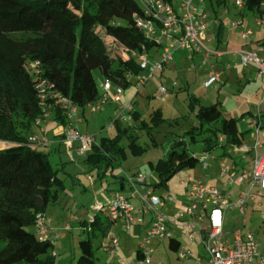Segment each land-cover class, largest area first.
<instances>
[{"label": "trees", "instance_id": "trees-1", "mask_svg": "<svg viewBox=\"0 0 264 264\" xmlns=\"http://www.w3.org/2000/svg\"><path fill=\"white\" fill-rule=\"evenodd\" d=\"M161 1L178 6L175 0ZM229 2L210 0L218 44L225 34L219 10L227 9ZM151 5L152 0H0V264H56L55 243L40 240L29 227L46 217L48 206L60 200L66 186L48 154L30 142L39 134L32 127L50 115L65 128L71 126L75 117H69V108L60 99L69 100L85 116L88 104L103 98L105 80L111 82L112 92L137 88L133 77L144 71L140 55L163 47L137 24L138 18L153 19L148 13ZM240 8L242 17L264 19V0H243ZM141 88L130 101L129 118L112 121L115 135L95 139L84 155L99 171H114L129 154L139 157L151 146L167 143L165 156L149 162L160 176L156 190L166 187L177 171L202 164L192 150L194 143L206 154L244 143L245 133L231 131L234 118L225 115L221 101L205 105L184 89L190 114L170 118L157 107L145 116L136 97ZM256 119L260 129L264 127V113ZM143 135L150 139L146 145L140 141ZM140 172L122 176L121 187L128 183L135 189L129 177ZM116 219L102 205L91 221L83 223L88 236L80 241L81 255L74 264L96 263L95 251L110 244L106 237ZM169 239L170 248L180 251V239L174 235ZM136 256L143 257L140 248Z\"/></svg>", "mask_w": 264, "mask_h": 264}, {"label": "rangeland", "instance_id": "rangeland-1", "mask_svg": "<svg viewBox=\"0 0 264 264\" xmlns=\"http://www.w3.org/2000/svg\"><path fill=\"white\" fill-rule=\"evenodd\" d=\"M181 2L182 0H175V4L178 6ZM194 3L207 11L211 19V25L208 32L209 34H214L215 15L214 10L210 5V0H203V2L194 0ZM240 10L241 8L236 5V0H230L229 7L227 9L219 10V16L222 17L225 24V35L227 34V37L231 34L234 36V34L237 33L240 35L243 30L246 29V23L257 21L254 16L249 14L243 21V27H241V25L234 26L235 23L243 20L239 13ZM156 33L158 36H161L160 29H157ZM161 38L163 39L162 41H165L164 36H161ZM189 54L190 51L186 48L177 49L175 51V60L172 62V66L169 67L168 65L166 68L176 70V67H178L179 70H185V67L191 61L187 59ZM174 74V80L179 79V82L181 83L186 80L184 75L188 77L191 85L189 93H194L196 96L201 98V102L203 104L210 105L215 103L217 100L221 101L224 104L223 109L226 116H228L226 110L229 107V104L239 105L246 98L257 103L259 102L260 95L258 92L255 93V91L260 86H263L262 90L264 92V84L262 85L263 79H261V81H252L251 83H248L247 86H244L245 79L237 82L232 78L226 84L220 86L212 84L207 87L205 86V83L202 82L203 79L201 77H196V73L192 74L185 71V73L181 72L179 75L176 74V72ZM253 75L255 76L256 74L253 73ZM95 76L99 80V71H95ZM174 82L172 79L166 80L164 77L161 78L158 76V73H156L149 83L142 87V90L136 95L139 107L142 110H146L147 108V110H152L157 107H162L165 116L170 118L176 117L181 113L190 114L188 110L189 98L187 96V92L184 89L178 87L175 88ZM160 84L164 85L168 89L167 93H159L157 95V88ZM242 86L243 89L241 88ZM130 89H135V93L137 88L135 86H131L128 90ZM254 93L255 95H253ZM149 94H151V96ZM162 97L167 98L166 102L163 101ZM252 97H254L255 100ZM108 105L109 108H107L104 112H101V109L96 112L87 111L88 123H82L79 129L93 134L96 140L102 136H114L115 127L112 124V121L118 118L120 122L124 121L123 118L120 117V110L118 107L115 108L111 102H108ZM113 112H115V114ZM238 114H241V110ZM125 115H129L127 110ZM79 116L84 117L81 111H79ZM238 116L239 115H237V117ZM60 127L61 125L50 115L46 116L40 125L34 124L32 129L36 133H41V128H43L45 133L48 134L47 136L53 144L51 143L49 146L41 147L40 149L48 154L53 168L59 171L58 174L62 179H64L66 186L65 192L62 194L60 200L50 204L45 213V216L53 219L57 225L61 226L57 229V233L60 234V237L55 240L54 252L57 254L56 264H74L81 255L80 241L88 236V232L84 230L83 226L85 221L83 223L80 222L83 220L88 222L89 219L97 212L98 204L108 207L110 204V198L116 195L117 191L123 192L127 196H132L133 190L128 184H126L127 186L124 190L119 188L120 175H124L122 170H125L126 173L134 174L140 169L142 164L149 162L155 163L158 159L165 156L167 152V143L156 147L151 146L148 151L139 157H134L129 154L127 160L123 162L121 166H117L114 172L111 171V169L108 171L105 170L107 171L105 174V172L102 171L104 170L102 167V170H100L102 173L99 175V170L94 168L91 163L89 164L87 162V156H80L77 150L73 148L72 150H64L63 147L59 148V145H57L54 141V133L60 129ZM231 129H237L236 120L231 123ZM246 136L250 141V135L246 134ZM255 136V140H257V134ZM259 138L261 142H264V130L260 133ZM140 141L143 145H146L150 139L146 135H143ZM70 143L71 142H69V144ZM192 150L198 156L203 154L199 143H194L192 145ZM200 174H204L203 178H209L208 176H210L208 170H204L202 164L193 168H183L177 171L170 178L166 187H157L156 190H153L155 184L160 182V176L156 171H152L151 173L146 174V183L143 184L141 182H137V187L141 193H148L149 190H152L157 194H169L173 199L170 203H174L175 205L183 200L188 204V199H186L188 184H183L182 182H186L190 176L196 179L200 176ZM212 184H215L219 189L228 192L232 203L238 199L239 193L235 190H231V185L227 181H214ZM131 199H133V205L137 206L138 201L133 197H131ZM158 209L156 211H161L165 217H171L170 214L172 213H170L167 209L164 210L162 208L159 211ZM180 215L174 217H180ZM144 217V222L139 224L132 222V224H130L132 230L129 228L130 232L128 233V224L126 222L123 223V218H117V222L114 223L111 232L117 230V228L119 229L121 239L120 246L117 248V251L113 253L104 249V246L107 243L104 246L97 248L95 251V264H138L139 260L137 259L136 252L139 249L140 239H142L141 237L147 228H145V225L151 218V213L145 215ZM117 223L119 224L117 225ZM68 225L69 227L67 229ZM123 225H125L124 229H122ZM62 226L65 227L62 228ZM236 228L250 230L256 237L259 249L264 252V219L262 216V210L259 206H252L251 202H248V206L243 213H241L236 206L229 208L226 230L233 231ZM29 229L36 232L35 226H30ZM49 230L52 233L51 226H49ZM174 234L175 237L181 240L182 244L180 251L182 249H190L193 254L198 253V247L201 246L200 233L196 235L195 238H189L187 230L178 229ZM109 239L110 235L106 237V240ZM169 241L170 239L168 237H165L164 239L153 238L148 244V248L152 249V252H150L148 256L151 258V261L146 264H201L195 262L194 257H186L183 259L179 258L178 256L180 251L172 250L169 246ZM94 244L95 247H97L99 243L98 241H95ZM200 252L204 254L202 248L200 249Z\"/></svg>", "mask_w": 264, "mask_h": 264}, {"label": "built area", "instance_id": "built-area-1", "mask_svg": "<svg viewBox=\"0 0 264 264\" xmlns=\"http://www.w3.org/2000/svg\"><path fill=\"white\" fill-rule=\"evenodd\" d=\"M236 5L238 7L242 6L243 0H236ZM148 13L153 19L138 18L137 24L144 29L148 37H153L158 42L163 43L161 36H164L167 43L162 47L160 59L152 63H150L147 53L140 55V64L144 71L133 77V81L138 89L151 80L156 73L162 72L166 66L170 65L175 51L179 48L188 49L190 51V59H193L195 53L202 52L205 57L204 62L207 61L208 57L216 56L219 58L223 55L222 52L209 45L213 40L212 35L208 32L210 27L209 17L202 8L194 3V0H182L181 4L177 7L161 0H152ZM257 20L264 28V20ZM157 24H160L158 27L161 36L155 35ZM240 25L243 27L242 22H237L234 26ZM252 36L253 32L251 29L247 28L243 30V37L245 39H252ZM238 53L243 65L247 66L250 63H254L264 76V57L259 56L254 50L241 49ZM187 70L193 71L194 66H189ZM221 80L222 74L212 69L209 71V78L205 81V86L218 84ZM101 86L104 89V96L97 102L88 104L90 112L98 111L109 98H112L118 105L120 117L123 120H127L129 117L125 115V111L132 108V103L124 101L123 89L117 88L115 92H112L109 80L102 82ZM158 92L164 94L168 92V89L164 85H160ZM60 101L68 106L69 117H76L78 112L77 107L72 105L67 99L61 98ZM38 123L40 124L41 121H38ZM252 127L255 130V134H257L254 146L256 149L262 145L259 138L260 123L257 119L253 121ZM65 138L68 142H77L76 149L80 156H84L89 150L90 145L95 142L93 134L81 132L72 125L66 128ZM30 142L39 146H47L50 140L45 130L41 128V133L32 135ZM201 163L205 167L208 166L205 158H201ZM220 172L229 184H233L236 181L241 183L250 176L252 186L257 184L259 186L258 193L261 195L264 190V153L254 158L250 172H241L234 164L226 162L221 163ZM145 177L146 174L141 172L136 177H129L132 186L135 188V195L139 193L135 185L137 182H144ZM182 183L188 184L186 197L189 204L180 217H165L159 211L173 200L169 194H155L151 191L145 194H138L143 202L144 211L150 209L156 211L160 208L146 235L141 239L140 250L143 253V257L139 259L138 264H146L151 260L148 256L152 252V249L148 248V244L153 238L170 236L169 226L182 227L188 231L189 238H195L200 233V247L204 251V254L195 255L190 249H182L179 252V258L181 259L194 257L200 261L202 258H205L207 264H264V254L259 249L255 235L250 230L242 228H236L233 231L226 230L224 223V215L233 203L239 208L240 212H244L245 204L253 197L251 190L244 192L232 203L227 193L215 185H209L204 178L194 179L188 177V180ZM108 212L113 217L125 219L128 224L134 220V205L131 199L124 194H120L110 202ZM262 216L264 219V209L262 210ZM50 222L51 220L47 216L38 219L35 224L36 236L40 240L50 239L55 243V240L60 235L56 232L53 234L48 232ZM118 244V238L113 236L110 244L105 249L113 253Z\"/></svg>", "mask_w": 264, "mask_h": 264}, {"label": "crops", "instance_id": "crops-1", "mask_svg": "<svg viewBox=\"0 0 264 264\" xmlns=\"http://www.w3.org/2000/svg\"><path fill=\"white\" fill-rule=\"evenodd\" d=\"M246 18H247V16L242 17L243 20H241L239 22L243 23V21ZM210 23H211V19H210ZM214 23H215L214 24V27H215L214 34H210V35H212L213 40H212V42L209 43V45L212 48L217 49L218 51L222 52L223 55L221 57L218 58L216 56H211V57L207 58L206 62H204L205 57H204L203 53L202 52H197V53L194 54L193 59H190L189 56H187V59H189L191 61L185 67V70L184 69L183 70H181V69L179 70L178 67H176V70H172V69L166 68L163 72L158 73V76L161 77V78L164 77L166 80L167 79H172L173 82L175 81L174 84L178 85L182 89H187V90L189 89L190 90L191 89V85H190V82L188 80V77L186 75H184L186 80L183 83H181V82H179V79L174 80V77H175L174 73L175 72L178 75L181 72L185 73V71L189 72V73H192V74L196 73V77H201L203 79L202 82L205 83V81L209 78V71H211L212 69H215V70L219 71L222 74V80H221L220 83H218V85L215 84L216 86H220V85L226 84L232 78L235 79V81H237V82L241 81L242 79H245L244 86H247V84L251 83L252 81H255V80L261 81V79H263V81H262V85H263L264 84V76L261 74V72L259 71L258 67L254 63H250L247 66L243 65L242 62H241V59H240V55L238 53V51L241 50V49L254 50V51H256L258 53L259 56L264 57V43H263L264 42V28H262V26L258 23V20L255 21V22H252V21L248 22V23H246V26H245L246 29L249 28V29L252 30V32H253L252 39H245L243 37V32L240 35L237 33V34H234V36H233V34H231L228 37H227V34L226 35L224 34V38H222V41H220L219 44L217 43V41H218L217 38H216L217 34L215 32L216 31V25H217L218 22L215 20ZM166 43H167V40L165 39V41H163V45H165ZM162 49H163L162 47L158 48V49H155L154 51H152L149 54L150 63L160 59L161 53H162ZM174 55H175V53H174ZM174 60H175V56H173L172 62ZM172 62L169 65V67L172 66ZM189 66H194V70L191 71V72L188 71L187 69H188ZM253 73H255L256 75L254 76ZM101 81H102V79H100L99 82H101ZM160 85H162V84H160ZM158 88H157V91H158ZM241 88L243 89V86ZM262 89H263V86H260L257 89L259 91H257V90L255 91V93L258 92V94L260 95L259 102L255 103L254 101H251L248 98H246L239 105L238 104H236V105L229 104V107L226 110L227 111V115H228L227 117L234 118L233 121H235V120L237 121V129H231V126H230L231 131L232 132H236V133H245L244 134L245 135L244 136V143L242 145H240V146H235V147L227 146L224 149L220 148V149L214 151L211 154H206V153L201 154L200 157L201 158H205V161L208 163L207 167H205L203 164L202 165H203L204 170H208V172L210 174V176H208L209 178H206V177L204 178L209 185H215V184H212L214 181L215 182H220L221 180L226 181L225 177L223 178L220 175V173H221L220 172V165H221L222 162L234 164L237 167V169L239 171H241V172H243V171L250 172L251 169H252L254 158L256 156L261 155V154L264 153V142H262V145L260 147H258L256 149L254 147L255 143H256V140H255L256 139V136H255L256 134H255V130L252 127L253 121L256 118H258L261 113H264V107H263V104H264V92H263ZM134 90L126 89L124 91L123 98H124V101H126V103L131 101L134 98ZM255 93L253 95H255ZM158 94H159V92H157V95ZM252 98L255 100L254 97H252ZM162 99H163L164 102H166V100H167V98H163V97H162ZM108 102H111L115 106V108L117 107V104L115 102H113L112 100H107L104 103L103 107L101 108V112H104L105 110H107V108H109ZM164 105H166V104H164ZM164 107H167V106H164ZM138 108H140L139 105H138ZM147 109L143 110L145 116H147L149 114V112L151 111L150 109L149 110H147ZM162 110H163V108H162ZM240 110H241V114H238ZM113 113L115 114V112H113ZM237 115H239V116L237 117ZM84 122L88 123L87 115H85L84 117H80L79 116V111H78L76 117L73 118V120H72V126L75 129H78L79 131H82L81 129H79V127ZM65 129L66 128L61 125L60 129H58L54 133V137H55L54 141H55V143L57 145H59V148L63 147L64 150L65 149L72 150V148L76 149L77 142L73 141V142H71L69 144V142L66 140L65 136L63 135ZM262 130H264L263 126L260 129V133H262ZM82 132H84V131H82ZM85 132H87V131H85ZM260 133H259V135H260ZM246 134L250 135V138H251L250 141L248 140ZM46 135H48V134H46ZM221 139H222V137H221ZM96 141H98V140H96ZM51 143L52 142L50 141V144ZM49 145H47V146H49ZM41 147H45V146H40V148ZM146 164H149V163H146ZM142 165H144V164H142ZM105 170L108 171V170H110V168L102 170L106 174L107 171H105ZM98 173H99V171H98ZM122 173L124 175L129 174V173H126L125 170H122ZM124 175H122V176H124ZM122 176L120 177L119 188L124 190L125 188L121 187V181L123 180ZM203 177H204V174L203 175L200 174V176H198L197 178H203ZM230 185H231V190H233V191L235 190V191H237V193H239V195H238L239 197L244 192H246L248 190H251L253 197L251 199H249L247 201V203L245 204L244 211H245V209L248 206V202H251L252 206H259L261 210L264 209V190L262 191V194L260 195L258 193L259 192V186L257 184L252 186L250 176L247 177L246 179H244V181L241 182V183L236 181L235 183L230 184ZM126 186L127 185L125 183V187ZM130 188L132 189V187H130ZM132 190H133L132 196H128V197H133V198H135L138 201L137 206L134 205V220L132 222L135 223V224H139L141 222H144V218H145L144 216L149 214V213H151V218L149 219V222L145 225V228L146 227L147 228H146L145 232L143 233L142 237H144L146 235V232H147L149 226L151 225L153 219L157 216V211H154L152 209H150L148 211H144V205H143V202H142V200L140 198V195H138V194L135 195L134 194V189H132ZM152 192L157 194L155 191H152ZM223 192H225V191H223ZM225 193L228 194V192H225ZM120 194H124V193L120 192V191H117L116 195H114L113 197L110 198L109 203L113 199L117 198ZM186 199H187V197H186ZM131 202L133 203V199H131ZM188 204H189V202H188ZM188 204L184 200L178 202L177 205H175L174 203H170L169 202L163 209L164 210L167 209L168 211H170V213H172V214H170V216L174 217V216H179L180 214H182L186 210ZM100 206H102V204H98V208ZM232 206H236V205L233 203V205H231L229 208H231ZM238 210H239V208H238ZM92 217L89 219V221H91ZM49 219L51 220L49 226H51L52 233L50 232L49 227H48V232L50 234H53L54 232L57 233L58 232L57 229H59L61 226L57 225L53 219H51V218H49ZM123 220H124L123 223H125V222L127 223V221L125 219H123ZM84 221H86V220H83L80 223H83ZM115 222H117V219L115 220ZM132 222L130 224H132ZM227 222H228V210L226 211V213L224 215L225 228L227 226ZM118 224L119 223H117V225ZM130 224H128V226H127V229H128L127 233L130 232L129 231L130 229L132 230V227H131ZM124 226L125 225H123L122 229L125 228ZM64 227L62 226V228H64ZM67 229H68V226H67ZM178 229L182 230L183 228L182 227H173V226H169V228H168V230L170 232V235H175L174 233ZM113 236H116L118 238V240H119V244H118V246L115 249V252H116L117 248L120 246V241H121L118 228H117V230L111 232L110 239L107 240L108 243H110V240H111V238ZM167 237L169 238V236H167ZM164 238L165 237H162L161 239H164ZM140 243H141V239H140ZM106 245L104 246V249H105ZM139 248H140V244H139ZM200 249L201 248L199 246L197 254L201 253ZM261 252L264 254L263 251H261ZM197 254H195V255H197ZM195 262H198V263H201V264H207V260L205 258H202V260H200V261L195 259Z\"/></svg>", "mask_w": 264, "mask_h": 264}, {"label": "water", "instance_id": "water-1", "mask_svg": "<svg viewBox=\"0 0 264 264\" xmlns=\"http://www.w3.org/2000/svg\"><path fill=\"white\" fill-rule=\"evenodd\" d=\"M140 171H141V173L149 174V173H151V168H150L149 164H144L140 167Z\"/></svg>", "mask_w": 264, "mask_h": 264}]
</instances>
